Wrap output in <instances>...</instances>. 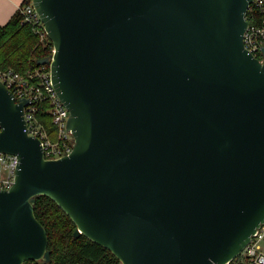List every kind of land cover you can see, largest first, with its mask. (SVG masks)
Listing matches in <instances>:
<instances>
[{
    "label": "water",
    "instance_id": "1",
    "mask_svg": "<svg viewBox=\"0 0 264 264\" xmlns=\"http://www.w3.org/2000/svg\"><path fill=\"white\" fill-rule=\"evenodd\" d=\"M253 0H32L69 108L72 152L46 159L0 81V264L51 260L37 196L122 264H223L264 221V63Z\"/></svg>",
    "mask_w": 264,
    "mask_h": 264
},
{
    "label": "built area",
    "instance_id": "2",
    "mask_svg": "<svg viewBox=\"0 0 264 264\" xmlns=\"http://www.w3.org/2000/svg\"><path fill=\"white\" fill-rule=\"evenodd\" d=\"M19 10L23 20L33 24L41 39L46 40L48 33L32 0L22 3ZM246 17L248 26L243 35L244 44L264 63V0H253ZM51 48L53 54V44ZM0 81L11 90L17 101L22 98L29 99L24 107L26 130L41 140L45 158L58 159L70 154L75 145L73 131L67 126L70 110L60 99L54 86L50 64L37 66L25 73L13 68H0ZM44 105L50 108L55 125L54 137L38 117V112ZM2 129L0 123V133ZM19 162L17 154L0 152V189H10L15 183ZM223 264H264V221L257 226L244 249Z\"/></svg>",
    "mask_w": 264,
    "mask_h": 264
},
{
    "label": "trees",
    "instance_id": "3",
    "mask_svg": "<svg viewBox=\"0 0 264 264\" xmlns=\"http://www.w3.org/2000/svg\"><path fill=\"white\" fill-rule=\"evenodd\" d=\"M52 44L49 37L41 39L34 25L25 22L18 9L6 24L0 25V68L25 73L40 66L39 58L52 54ZM49 109L48 105L42 106L38 117L54 137L55 125ZM35 213L47 229L51 260H28L24 264H122L109 249L85 234L75 236L76 223L50 197L37 196Z\"/></svg>",
    "mask_w": 264,
    "mask_h": 264
},
{
    "label": "crops",
    "instance_id": "4",
    "mask_svg": "<svg viewBox=\"0 0 264 264\" xmlns=\"http://www.w3.org/2000/svg\"><path fill=\"white\" fill-rule=\"evenodd\" d=\"M24 0H0V25L6 24Z\"/></svg>",
    "mask_w": 264,
    "mask_h": 264
}]
</instances>
